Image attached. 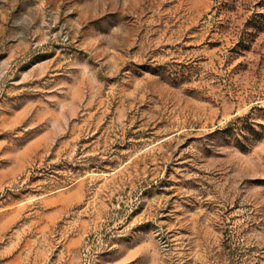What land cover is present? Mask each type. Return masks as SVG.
<instances>
[{"label": "rangeland", "instance_id": "obj_1", "mask_svg": "<svg viewBox=\"0 0 264 264\" xmlns=\"http://www.w3.org/2000/svg\"><path fill=\"white\" fill-rule=\"evenodd\" d=\"M0 264H264V0H0Z\"/></svg>", "mask_w": 264, "mask_h": 264}]
</instances>
